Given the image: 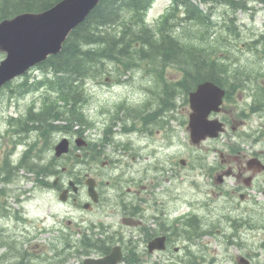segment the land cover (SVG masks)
I'll return each mask as SVG.
<instances>
[{
  "label": "flooded vegetation",
  "instance_id": "1",
  "mask_svg": "<svg viewBox=\"0 0 264 264\" xmlns=\"http://www.w3.org/2000/svg\"><path fill=\"white\" fill-rule=\"evenodd\" d=\"M233 1L242 6L236 13L254 14L259 11L256 4L264 6L262 0H198L199 9L205 8L204 11L200 10L208 14L214 25L215 38L220 36L234 47L240 44L243 47L241 52L245 49L248 52L253 49L257 50V53L260 52L261 69L257 72L260 88L223 89L225 92L223 106L218 114L210 116L211 119L217 118L223 123L225 132L230 126V130H227L228 142L223 146V150L219 151L216 164L203 165L202 160L206 163L204 157L202 160L199 159L200 162H197L195 167L198 169L195 173L197 178H202L205 186L213 188L206 192L207 196L212 194L214 197L189 200L182 197L165 201L164 198L157 196L156 184V189L148 186L145 199L130 198L127 202V198H118V205L124 214L131 220H139L135 225V228H138L135 235L125 237L123 233H118L114 237V246L120 247L122 260L129 254L133 259L131 264H264V260H261L264 259V221L260 218L255 221L248 214L249 203L255 204L258 195L264 198V26L257 34L249 23L235 22L234 27L231 23L227 28L225 21L231 17ZM184 7L181 3L176 7L172 2L165 9L184 11ZM254 45H260L261 49ZM184 97L183 95V100ZM236 97L242 103L237 102ZM226 103L231 109L227 116H223L222 111ZM172 113L170 121L176 120ZM112 118L114 119L111 122L115 123L116 115L112 114ZM131 129L135 131V128ZM69 133L72 137L68 138L70 146L68 155L70 159L76 158V161L70 163L80 164L85 162L83 160L85 154L91 157L102 151L100 146L95 147V142L84 134L83 137L79 136V130L78 132L71 130ZM224 134L217 139H207L195 147L201 148L202 144L216 142ZM79 137L84 142L82 148L75 146ZM34 149L37 164L36 143ZM74 149L77 153L71 156ZM103 152L102 157H105ZM181 161L183 164L180 163V166L183 169L193 168L185 159L179 162ZM57 164L54 163L57 172L47 178V184L37 181V166L35 167V173H30L34 177L31 181L32 190H37L38 187L48 194H56L57 197L65 192L66 201L61 205L69 206L76 211L91 212L98 208L103 199L98 177L87 171L67 169L68 167L59 168L58 172ZM111 164L112 161H104L100 165L103 168ZM5 177L4 172L0 173V189L3 187ZM189 177L188 175L183 178ZM89 178L95 181L97 202H92L89 198L85 185ZM194 181L193 185L196 182ZM71 182L73 187L70 185ZM106 186H110V183L107 182ZM195 187L200 194V188L196 185ZM116 193L118 195V192ZM7 196L0 194V264H54L55 255L52 257L37 255L39 233L61 232L68 241L73 238L75 228L78 229V234L81 232L80 228L88 226L84 218L72 222V212L69 211L72 219L67 221L65 228L58 223L50 231L41 230L37 227V216L25 210V201L15 197V205L19 207L13 208L7 201ZM216 196L226 201L223 208L225 212L218 213L215 210ZM172 203H177V206H168ZM90 227L94 229L96 225L92 224ZM125 238H128L127 241ZM66 246L67 250L73 248L72 239ZM218 252L223 256L220 257Z\"/></svg>",
  "mask_w": 264,
  "mask_h": 264
},
{
  "label": "rangeland",
  "instance_id": "2",
  "mask_svg": "<svg viewBox=\"0 0 264 264\" xmlns=\"http://www.w3.org/2000/svg\"><path fill=\"white\" fill-rule=\"evenodd\" d=\"M169 5L166 0H159L152 9L149 10L146 20L148 24L155 25L160 17L165 12V7ZM259 12L250 14V12L236 13L239 23L250 25L255 29L256 34L264 26V10L262 6L256 4ZM203 11L205 8L200 7ZM221 11V10H220ZM252 15V17H251ZM202 31V30H201ZM223 49H231V55L234 54L231 44L225 40H219ZM259 50L260 45H255ZM243 49L238 44L234 49ZM248 52L247 49L243 50V54L239 51L236 53L240 56L242 61H239L240 67H249L259 71L261 69V54ZM241 52V53H242ZM236 57V56H234ZM5 58V54L0 52V61ZM145 65V63H142ZM178 71L167 68L165 77L167 80L174 82L177 81ZM23 77V76H22ZM22 77L13 81L21 82ZM28 77H42V73L35 68L28 72ZM110 78V79H109ZM10 88H13L12 86ZM11 90L4 88L0 92V168L6 159H9L14 165L17 164L25 149H30L35 143L37 144V151L41 149L42 142L38 134H29V136L21 143H15L19 137H15L11 128L8 125V120L11 117H20L26 114L29 107L39 108L43 98L50 95L49 92L44 90H37L32 92L12 93ZM155 93H159V89L154 86V81L150 75L147 74L145 68H133L127 76H123L120 80L112 79L108 75L98 77L95 80H90L84 89V98L87 100L86 108H83L84 117L90 123L91 127L84 130V135L94 141L96 144H101V149L107 158H102V162L112 161V165L101 167L99 163L82 162L80 164H73L64 157L59 159V168L68 167L70 170L87 171L90 174L98 177V182L101 185L103 199L101 205L91 212L84 210L76 211L69 206L61 205L56 194H48L45 190L37 187V190H32L31 181L33 176L27 174L23 170H18L16 173L15 181L6 186L9 191L7 201L11 207L18 208L15 205L14 198H20L25 201V210L29 211L33 216H37V227L41 230L46 229L50 231L57 226L58 223L62 228H65L67 221H79L84 218L87 221L86 227L80 228L81 232L77 234L78 229L75 228L72 243L74 246L77 244L79 237L82 233L93 235L96 234L98 238H104L106 235L115 237L116 234L123 233L125 237H132L137 231L135 225L139 220H131L128 218L121 207L118 205V198H143L147 197V188L152 186L158 193V197L164 198L165 201L180 199L185 197L189 199H204L205 197H214L206 192L213 188L205 186L202 178H197L196 174L198 169H195L199 159L205 157L206 163L202 160L203 165H215L219 151L223 150V146L228 142V131L216 142H208L202 144L201 148H196L190 142L189 131L187 129V120L189 114V106L183 100V94L175 98L176 108L172 111L176 120L169 121V124L163 127L156 124H149L144 126L139 121L125 119V112H120L118 115L123 120L112 127V143L105 144L104 130L109 127L111 123V115L115 114L116 106L124 103L128 107L141 108L145 112L152 111L153 105H156ZM235 100L239 103L242 101ZM153 102V103H152ZM229 104L223 107L222 115L227 116L230 111ZM166 116V115H165ZM254 121V119H251ZM250 120V121H251ZM167 121V119H165ZM65 124L66 122H55V124ZM131 128H135L132 131ZM78 128H74L77 130ZM131 130V131H130ZM62 137L71 138L70 133H55L50 137V142L54 146L61 140ZM74 146V144L72 143ZM99 147V145L97 146ZM30 153H34V150ZM77 153L74 149L71 156ZM82 154V152H80ZM45 162H49L54 157L53 147L44 153ZM185 159L189 166L183 169L179 165V160ZM85 161V158H83ZM115 163V164H114ZM90 168V171H89ZM189 178H183L184 176ZM196 182H195V181ZM200 188L198 189L192 182ZM109 182L110 186H106ZM117 188V190L115 189ZM209 189V190H208ZM128 190L130 192H128ZM120 191L122 193H120ZM118 192V195L117 193ZM31 194V196H30ZM30 197V198H29ZM256 203H249L250 216L256 221L258 218L264 221V198L258 195ZM169 199V200H168ZM215 210L218 213L225 212L226 201L221 197H215ZM176 205L177 203L169 204L168 206ZM72 212V218L69 214ZM67 213L68 215H66ZM95 224L94 229H90V225ZM37 228V229H38ZM41 232V231H40ZM101 234V235H99ZM106 234V235H104ZM128 239V238H127ZM125 238V240L127 241ZM66 236L61 232L54 233L53 231H42L37 237V255L52 257L55 255L54 264H80L82 257H76L72 248L66 249ZM61 254V255H60ZM60 255V256H59ZM220 257L223 256L218 252ZM39 258V257H38ZM264 260V259H261ZM37 263H39L37 261ZM126 264V263H121Z\"/></svg>",
  "mask_w": 264,
  "mask_h": 264
},
{
  "label": "trees",
  "instance_id": "3",
  "mask_svg": "<svg viewBox=\"0 0 264 264\" xmlns=\"http://www.w3.org/2000/svg\"><path fill=\"white\" fill-rule=\"evenodd\" d=\"M59 1L0 0V22L22 13H40ZM153 1L101 0L69 34L61 51L35 67L42 77L29 78L26 74L21 82L4 86L15 89L11 90L12 93L41 89L50 95L43 98L39 108L29 107L26 114L8 120L12 133L19 137L15 143H21L33 133L39 135L42 147L37 151V164L30 153L33 147L25 151L15 165L9 159L5 160L0 168V173L6 175L0 189L1 196L8 195L5 187L14 182L20 169L35 173L37 166V181L41 184H47V178L54 176L57 172L54 166L56 159L46 163L44 158V153L52 148L50 137L55 133H69L75 125L81 129L91 127L83 114L87 102L83 92L90 80L104 75L120 80L133 68L143 66L160 91L155 93L156 105L151 113L142 115L141 108H134L133 111L144 126L156 124L161 127L164 125L161 114L174 109L175 98L183 94L186 102L188 92L203 82L211 81L223 89H249L248 83L250 89L260 88L257 70L234 64L239 58L233 45L229 46L234 52L231 55L230 48H222L224 45H220V39H210L214 25L208 14L189 0H173L176 5L184 4L185 10L167 11L151 26L146 16ZM237 3L233 1V12L242 7ZM234 21L227 19L225 26L228 28L231 23L233 26ZM232 59L231 64L234 65L229 64ZM169 67L178 71L180 78L177 81L172 82L165 77ZM119 107L126 108L123 104ZM126 110L130 112L132 109ZM55 122H67L69 125ZM82 131H79V136H82ZM104 136L103 142L110 144L112 140L107 137L108 130H105ZM101 152L91 157L85 154L84 158L101 163ZM56 167L60 172L58 164ZM114 242V237L109 235L98 238L82 233L73 254L79 258L92 253L106 255ZM130 257L125 255L123 261L131 264L133 259Z\"/></svg>",
  "mask_w": 264,
  "mask_h": 264
},
{
  "label": "water",
  "instance_id": "4",
  "mask_svg": "<svg viewBox=\"0 0 264 264\" xmlns=\"http://www.w3.org/2000/svg\"><path fill=\"white\" fill-rule=\"evenodd\" d=\"M101 0H61L51 8L40 13H23L12 19L0 22V52L5 58L0 61V89L25 74L29 69L42 63L51 55H56L69 34L80 25ZM224 90L207 81L199 84L189 93L190 114L188 130L190 141L194 145L207 138H216L223 132V124L218 120H209V115L218 112ZM78 147L84 145L77 139ZM69 141L62 138L54 147V154L60 157L67 154ZM183 164V161L180 162ZM70 185L73 187V183ZM89 197L97 202L95 182L89 178L86 181ZM75 190V188H74ZM61 202L66 201L65 192L59 195ZM119 246L112 248L105 257L86 258L82 264H118L121 261Z\"/></svg>",
  "mask_w": 264,
  "mask_h": 264
},
{
  "label": "bare ground",
  "instance_id": "5",
  "mask_svg": "<svg viewBox=\"0 0 264 264\" xmlns=\"http://www.w3.org/2000/svg\"><path fill=\"white\" fill-rule=\"evenodd\" d=\"M173 63V62H172ZM49 178V177H48ZM46 180V179H45Z\"/></svg>",
  "mask_w": 264,
  "mask_h": 264
}]
</instances>
